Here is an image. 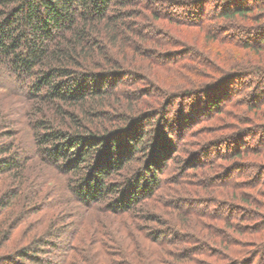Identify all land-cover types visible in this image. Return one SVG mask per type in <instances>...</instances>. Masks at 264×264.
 Instances as JSON below:
<instances>
[{
    "label": "trees",
    "instance_id": "1",
    "mask_svg": "<svg viewBox=\"0 0 264 264\" xmlns=\"http://www.w3.org/2000/svg\"><path fill=\"white\" fill-rule=\"evenodd\" d=\"M159 3L177 9V27L203 31L207 45L199 53L174 48L177 28L162 20ZM208 3L0 0V89L30 104L22 128L0 104V264H264V0H216L211 17ZM231 29L240 38L225 32ZM221 45L236 46V56L222 58L213 49ZM189 57L204 67L171 93L159 69L175 73ZM32 160L60 176L53 192L36 200L20 194ZM244 169H254L246 174L254 180L244 179ZM186 184L204 194L196 200L205 203L201 209L175 196ZM217 202L227 212L219 219L210 208ZM64 204L80 217L114 218L117 239L96 233L101 219L82 231L57 213L43 233L7 247V228L25 214L16 207L35 214ZM190 214L225 224L201 221L200 228ZM123 227L136 230L147 254ZM176 243L192 245L173 250ZM47 252L58 262L43 259Z\"/></svg>",
    "mask_w": 264,
    "mask_h": 264
},
{
    "label": "rangeland",
    "instance_id": "2",
    "mask_svg": "<svg viewBox=\"0 0 264 264\" xmlns=\"http://www.w3.org/2000/svg\"><path fill=\"white\" fill-rule=\"evenodd\" d=\"M207 1V0H206ZM216 0H209L210 3L206 4V14L208 15V17H211V15H213L215 12H216V7L212 6V3H214ZM216 6V5H215ZM158 8V12L161 13V16L164 18L162 20H167V21H171L173 24L171 25H168L169 27L171 28H177V30H172V32H174V36L176 37L175 40L177 41V47H174V48H182L180 45H183L185 47H189L195 51H201L200 48L202 46H205L207 45L205 40H203L202 36H203V31L201 32L200 29L198 28V26H183V27H177V23H174V20L177 21V9H170L167 5H161L160 3L157 4L156 6ZM213 8V9H211ZM184 9H188V7H185ZM179 10V9H178ZM180 11V10H179ZM174 12V13H172ZM166 15V16H165ZM175 15V16H174ZM168 17L171 16V18L173 17V19H166ZM165 23V21H163ZM226 33H229V34H232V35H237L239 37V31L236 30V29H231L229 31H225ZM252 37V36H251ZM240 38V37H239ZM244 38H247V37H243ZM175 44V43H174ZM173 48V47H171ZM179 49V50H180ZM187 49V50H186ZM184 51H189L188 48H186ZM216 52H220V56L222 58H226L227 60L228 59H232V57H235L236 54H237V48L236 46L234 45H221V46H217L213 48ZM173 51V50H172ZM171 54V53H170ZM212 56V55H211ZM171 57H172V54H171ZM213 57V56H212ZM197 63V59L195 58H188L186 60V62H184L183 64L180 63V65H177V66H174L175 69L173 68V70H177L175 71V73H172L170 70H168L167 72L165 70H161L159 69V73L160 75H163V79H164V84L166 85V87L168 86V88H172L171 90V93H175L176 91H181L183 89H185L186 86H188L190 83H192L193 81H196L197 79H195L196 77V72L195 70L197 71L198 68H203L204 66H200V65H196ZM193 65V67H192ZM177 68V69H176ZM172 70V71H173ZM252 77V76H251ZM250 77V78H251ZM249 77H241V81H245V80H248ZM150 79H152L150 77ZM126 80H128L126 78ZM238 80H240V78H238ZM130 81V80H129ZM146 82H148L147 80H145ZM153 82V80H151ZM151 84H149L150 86ZM148 86V84L146 85ZM170 86V87H169ZM127 87V86H125ZM124 87V88H125ZM127 88H130V87H127ZM133 89H130V90H135L134 87H132ZM151 88V86H150ZM247 94V93H245ZM172 97H169L168 99H170ZM167 99V100H168ZM0 104H3L4 106H6V108H4L5 110V116L9 119L10 121V124L13 123V122H17L18 123V126L19 128H22L23 127V124L24 121H26V117H25V112L30 109V104L29 103H26L24 102L23 100L21 99H18L16 97H13L11 95H9L8 93H6V90L4 89H0ZM3 108V107H2ZM25 111V112H24ZM41 113H38L37 115H39ZM25 117V118H24ZM24 119V120H23ZM23 120V121H22ZM22 122V123H20ZM210 124V122H204V123H199L198 126L196 128H200V126H205V125H208ZM11 127V125L9 126ZM5 137H0L1 140H4ZM175 140L174 143H177V138H174ZM199 137H195L193 136L191 139V142H194L195 140H198ZM247 140V143L248 144H252L253 141H251L249 138L246 139ZM28 167L26 168V171H25V186H23L22 188V191H21V196H27L29 195L34 197V199L36 200L37 198L35 196H40V198H43L46 194L50 195V192L52 191L53 192V189H55L57 187V184L59 182V179H60V176L57 177V180L55 178H52V175H51V172L49 171V168L46 167L45 165L41 164L40 162L38 161H35V160H32L30 162H28L26 164ZM245 170V180H254L253 178L251 177H247L246 174L248 176L251 175L252 172H254V169H244ZM243 170V171H244ZM199 174V173H198ZM59 178V179H58ZM197 179V177H196ZM195 180V178H194ZM239 180H243V179H239ZM57 181V182H56ZM52 189V190H51ZM195 187L191 186V185H183L180 187V189L178 190L179 192H177V194H175V196H177V198L181 195L183 198L184 197H187V202H189L188 204H191V205H194L197 209H201L203 206H205V203H199L197 202L196 200H198L197 198L204 195L203 193H199L200 195H198L196 192H194ZM199 189V188H198ZM198 189H195V190H198ZM168 190V189H167ZM170 190V188H169ZM192 190V191H191ZM166 192L168 191H165V195H166ZM199 192V191H198ZM173 193H167L166 197L169 198V197H173ZM219 199L221 200H224V197H220L218 196ZM227 197H225L226 199ZM45 203L49 204L50 202H52L53 200H44ZM27 203H30V202H26L24 203L27 204ZM27 206V205H25ZM24 207V206H23ZM23 207L20 205L18 207H16V210L17 212L20 211L21 213L20 214H24V216L16 221L18 224L16 225L15 228H7V231L9 232V242L6 244L8 248H12L13 246H18V245H22L23 242H27V239L30 241L32 239V237H34V235H39L41 233H43V230L47 227H49V223L51 222V216L52 215H56L57 213H62L63 216L65 217V219L63 220V223H66L67 225H77L78 223H81L78 227H80L82 231H84L86 228H87V225L89 227V224L90 223H94L95 225H98L97 223V219H101V221H103V228L102 229H97L96 233L99 232V235L106 239L107 241L111 242L109 239H111L112 237L116 238L117 239V235L114 236V233L112 232V229L110 230V227H109V223L113 220L114 218L112 217H109L110 219H108L107 217H100L101 214H96V213H80L81 214V217L79 216V210L77 211L75 206L71 205V204H64L62 206H58L52 210H49V209H40L38 211V213H31V214H28V212H26V209L23 210ZM168 212L170 211L171 208L168 209V207H166ZM165 208V209H166ZM211 210H214V213L216 214V218H220V215H226L227 212L225 207H223V205L219 204L218 202L211 205L210 206ZM163 209V212L164 210ZM14 213L16 214V212L12 211L11 215H14ZM75 213L77 215H75ZM79 218V219H78ZM186 218H188L190 220V222L192 224H196V225H201V221H205V222H210V223H213V224H216V225H223L225 223H222L218 220H212V217H209V218H205L203 216H197V215H193V214H190V215H187ZM249 218V217H248ZM53 219V218H52ZM236 220H234L233 222L235 223H240L242 224L243 221H239V219H237V217L235 218ZM116 221V224L119 222L118 219H115ZM38 223L36 224L35 226H32L31 227V224L30 223ZM30 225V226H29ZM82 225V226H81ZM94 225V227H96ZM152 225V224H150ZM155 226V225H153ZM223 227V226H222ZM29 228V229H28ZM90 228V227H89ZM124 228V234L126 233H129L132 234L131 236L129 235L127 241L129 240V242L133 241L134 244L136 245H141V251L144 253V254H147V251L145 250L144 246H143V243H141L142 239L140 238L139 234L136 232V230L134 228L129 229V228H126V227H123ZM122 228V229H123ZM201 228V226H200ZM95 230V229H94ZM106 232H109V234L107 236L104 234ZM230 233H232V230H228ZM244 232V231H243ZM198 233V230H195V234L197 235ZM245 233V232H244ZM137 234V236H136ZM243 234H236L235 236L238 237V238H242ZM132 239H131V238ZM121 243V247H124L125 248V245L123 243L122 240L118 239ZM54 241L56 242V244L58 245H62L65 243V241L62 240V238H54ZM139 242V243H138ZM120 243H117L118 245ZM141 243V244H140ZM80 244L82 245V247H85V242L83 243L80 242ZM80 244L78 246H80ZM112 244V243H111ZM177 244V243H176ZM175 244V245H176ZM174 245V246H175ZM190 245L192 244H185V243H178L177 246L172 247L173 250H177V249H184V248H188ZM186 246V247H185ZM113 248V247H112ZM161 249V247H160ZM170 249V248H169ZM4 250H5V247H4ZM112 251H116L115 248L111 249ZM163 250V249H161ZM171 250V249H170ZM170 250H167L168 252L167 253H170L169 251ZM163 252V251H162ZM167 253L164 252L163 256L165 257L166 260H170V261H174V259L172 258L171 255H168ZM130 254V253H129ZM192 257L194 258H197L198 255H196V252H193L191 253ZM195 255V256H194ZM54 255H51L49 254L48 252L45 253V255H43V259L44 258H49L51 260V262L55 263V262H58V258L55 256L53 257ZM196 260V259H195ZM134 262V261H132ZM26 264H29L27 263V261H25ZM196 263V261H195ZM194 262H191L189 261L188 264H195ZM4 264H10V263H4Z\"/></svg>",
    "mask_w": 264,
    "mask_h": 264
}]
</instances>
